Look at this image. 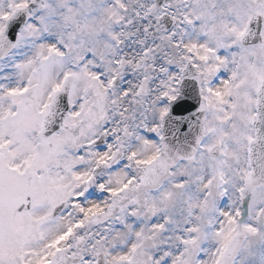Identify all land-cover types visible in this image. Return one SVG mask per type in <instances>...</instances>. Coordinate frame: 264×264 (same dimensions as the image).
Wrapping results in <instances>:
<instances>
[{"label": "snow or ice", "instance_id": "1", "mask_svg": "<svg viewBox=\"0 0 264 264\" xmlns=\"http://www.w3.org/2000/svg\"><path fill=\"white\" fill-rule=\"evenodd\" d=\"M0 264H264V0H0Z\"/></svg>", "mask_w": 264, "mask_h": 264}]
</instances>
